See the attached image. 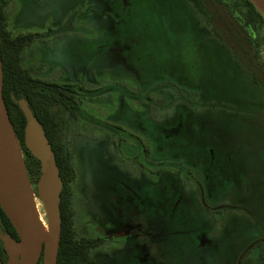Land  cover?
I'll use <instances>...</instances> for the list:
<instances>
[{"label":"flooded vegetation","instance_id":"1","mask_svg":"<svg viewBox=\"0 0 264 264\" xmlns=\"http://www.w3.org/2000/svg\"><path fill=\"white\" fill-rule=\"evenodd\" d=\"M0 1L6 13L10 0ZM17 35H31V44L36 36ZM35 72L29 75L42 83L43 99L56 116L46 129L58 132L74 173L67 211L74 237L82 241L80 264H120L115 256L123 264H264V201L256 196L264 189V97L241 107L200 103L196 91L165 82L152 84L147 94L118 85L106 94L85 95L79 83H57ZM207 106L213 114H235V147L225 145L220 118L217 129L210 128V116L200 118ZM120 110L142 114L146 128L139 117L116 119ZM73 138H94L110 162L108 182L122 195L109 200L114 231L105 236L74 230ZM8 231L0 222V234L19 241L15 230L14 236ZM1 247L0 264H6Z\"/></svg>","mask_w":264,"mask_h":264},{"label":"rangeland","instance_id":"2","mask_svg":"<svg viewBox=\"0 0 264 264\" xmlns=\"http://www.w3.org/2000/svg\"><path fill=\"white\" fill-rule=\"evenodd\" d=\"M224 1L247 31L264 68V31L242 18L230 0ZM197 7L195 0H10L6 15L13 35L36 34L23 54L24 67L32 75L37 71L57 83H79L85 95L106 94L118 85L126 89L136 86L147 94L152 84L165 82L196 91L200 103L258 104L260 99L248 83L249 77L213 36ZM82 109L85 112L86 107ZM231 112L213 114L207 106L201 109L200 118L210 116L211 129H217L220 118L225 145L233 148L237 128L230 126L236 119ZM135 117L146 128L142 114L120 110L115 115L131 122ZM95 144L94 138L69 140L76 172L72 184L74 230L87 237L114 231L109 200L113 195L120 200L121 195L108 182L110 162L102 158ZM21 156L31 161L22 150ZM237 162L242 165L243 160L238 158ZM36 183L30 176L34 202L46 224ZM256 193L264 201V189ZM115 259L120 264L126 262Z\"/></svg>","mask_w":264,"mask_h":264},{"label":"trees","instance_id":"3","mask_svg":"<svg viewBox=\"0 0 264 264\" xmlns=\"http://www.w3.org/2000/svg\"><path fill=\"white\" fill-rule=\"evenodd\" d=\"M232 7L247 19L251 25L259 26L264 31V24L260 16L254 11L248 0H230ZM197 12L209 26L213 36L220 41L225 50L232 56L238 66L249 77L248 83L259 98L264 97V68L254 49L253 42L244 26L236 19L230 6L224 0H195ZM4 3L0 1V57L3 72L2 97L12 124L14 133L18 139L22 152L29 160H25L26 168L30 176L39 177V162L33 158L23 143L24 116L19 109L18 101L27 103L32 115L41 125L52 153L58 176L62 181L60 193V241L56 264H80L81 242L76 240L71 228V218L67 207L69 204V183L74 178L69 155L62 148L58 132L53 130L50 135L46 126L54 125L56 116L49 111L50 104L43 99L42 83L33 79L23 65V54L32 42L31 35L13 36L7 29V16ZM233 8V9H234ZM53 102H51L52 104ZM261 107V106H260ZM261 112V109H260ZM261 124V123H260ZM0 222H2L11 235L15 231L0 208ZM1 244V242H0ZM2 251V247L0 249ZM41 264V260L39 262Z\"/></svg>","mask_w":264,"mask_h":264},{"label":"water","instance_id":"4","mask_svg":"<svg viewBox=\"0 0 264 264\" xmlns=\"http://www.w3.org/2000/svg\"><path fill=\"white\" fill-rule=\"evenodd\" d=\"M3 72L0 57V208L6 215L19 241L0 234L7 255L6 264H56L60 241V193L62 181L58 176L54 155L43 129L24 100L18 101L25 125L23 143L30 155L39 162L36 194L46 218L45 236L38 227L35 202L30 189L21 147L2 97Z\"/></svg>","mask_w":264,"mask_h":264},{"label":"crops","instance_id":"5","mask_svg":"<svg viewBox=\"0 0 264 264\" xmlns=\"http://www.w3.org/2000/svg\"><path fill=\"white\" fill-rule=\"evenodd\" d=\"M264 24V0H248Z\"/></svg>","mask_w":264,"mask_h":264},{"label":"bare ground","instance_id":"6","mask_svg":"<svg viewBox=\"0 0 264 264\" xmlns=\"http://www.w3.org/2000/svg\"><path fill=\"white\" fill-rule=\"evenodd\" d=\"M34 211H35L36 216H37V222H38L39 230H40L45 236H47V234H48L47 227H46V225H45V224L43 223V221H42V218H41V216H40V214H39V212H38V208H37L36 204H35V207H34Z\"/></svg>","mask_w":264,"mask_h":264}]
</instances>
